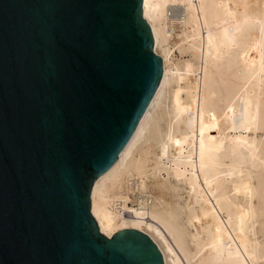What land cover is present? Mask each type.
Instances as JSON below:
<instances>
[{
  "label": "water",
  "instance_id": "water-1",
  "mask_svg": "<svg viewBox=\"0 0 264 264\" xmlns=\"http://www.w3.org/2000/svg\"><path fill=\"white\" fill-rule=\"evenodd\" d=\"M162 71L142 0H0V264H165L90 209Z\"/></svg>",
  "mask_w": 264,
  "mask_h": 264
},
{
  "label": "bare ground",
  "instance_id": "bare-ground-1",
  "mask_svg": "<svg viewBox=\"0 0 264 264\" xmlns=\"http://www.w3.org/2000/svg\"><path fill=\"white\" fill-rule=\"evenodd\" d=\"M142 16L161 80L91 214L109 238L147 234L165 264H264V0H142Z\"/></svg>",
  "mask_w": 264,
  "mask_h": 264
},
{
  "label": "rangeland",
  "instance_id": "rangeland-1",
  "mask_svg": "<svg viewBox=\"0 0 264 264\" xmlns=\"http://www.w3.org/2000/svg\"><path fill=\"white\" fill-rule=\"evenodd\" d=\"M171 20L172 19L170 17H168V19H167V30H169V22ZM169 46L172 47L173 43H170ZM172 49L173 50H172L171 57H172V60H173L174 63L179 64V63H181V62H183L185 60L191 59V57L188 54H184V53L179 52L176 49V47H172ZM131 198H133V199H131V202H133V201L135 202V199H136L135 196H131ZM134 202H133V204L129 203V206L134 205Z\"/></svg>",
  "mask_w": 264,
  "mask_h": 264
}]
</instances>
